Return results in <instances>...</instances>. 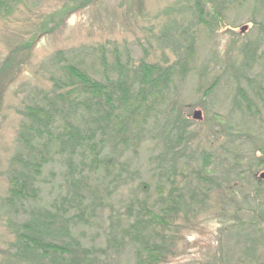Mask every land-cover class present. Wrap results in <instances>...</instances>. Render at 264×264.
Listing matches in <instances>:
<instances>
[{"label": "trees", "instance_id": "1", "mask_svg": "<svg viewBox=\"0 0 264 264\" xmlns=\"http://www.w3.org/2000/svg\"><path fill=\"white\" fill-rule=\"evenodd\" d=\"M13 1L0 0V17L11 16L10 3ZM226 3L225 0H188L185 11L198 19L200 25H208L212 30L207 19L220 23ZM207 4L211 7L207 8ZM178 5L166 8L165 16L182 13L185 7ZM176 22L173 21L174 26ZM48 26L45 23L39 27L31 41L42 33L52 32ZM167 33L165 38H171ZM240 36L241 39L247 37L244 31ZM183 40L185 44L173 37L169 40L176 60L166 65L144 60L134 65L129 55L123 63L116 46L113 54L117 74L113 78L106 58L108 47L103 45L100 47L106 70L103 80L95 79L84 68L71 63L66 52L56 53L54 64L63 63L61 70L66 78H52L53 95L46 93L44 103L33 102L25 107L22 114L27 119L18 135L22 149L9 166V196L4 200L7 213L25 214V218L8 220L7 226L12 229L15 240L6 251L9 256L6 264H114V255L118 256L130 245L135 251L134 264H170L179 254L176 247L184 240L182 231L194 225L195 215L202 211L198 206H206L213 193H225L217 201L223 207L222 213L225 210L230 214L225 205L232 202H229L231 195L224 191L223 182L227 185L236 183L243 190L249 184L252 194L245 196L253 204L252 215L246 219L234 214L224 228L226 240L233 241L223 243L222 249L231 250L233 254L222 255L223 264H231L232 256L237 254L236 264H264V181L257 174L264 168V141L256 137L251 128L236 129L229 119L214 115L210 118L212 127L221 128L216 135L223 134L227 141L213 152L200 142L193 145L199 134L188 129L194 123L180 114L175 103L169 106L167 113L168 94L176 87L178 79L188 76L195 68L197 48L194 39L188 34ZM247 41L239 49L243 65L232 71L239 95L238 100H234L232 112L262 124L258 106H264V87L249 82L245 89L241 84L243 78L251 79L248 71L258 64L261 38ZM13 55L0 70L1 97V87L8 81L1 76L12 66ZM216 81L203 88L206 98L220 87ZM151 118L155 121L154 127L145 129ZM144 132L152 135L158 146V153L153 155L158 170L156 195L151 193L150 184L141 183L146 197L129 203L128 227L117 228L119 235L116 230L106 234V246L88 247L75 231L81 223L89 224L91 213L97 215L105 204L106 197L100 199V189L93 182L95 175L104 173L113 184L123 182L124 176L130 173L128 165L119 162V156L129 149L138 153ZM241 145L251 148L250 161V156L244 157L237 150ZM229 152L228 168L217 176L216 167L222 165L224 155ZM58 155L66 165L65 189L58 198L44 204L38 181L44 168Z\"/></svg>", "mask_w": 264, "mask_h": 264}, {"label": "rangeland", "instance_id": "2", "mask_svg": "<svg viewBox=\"0 0 264 264\" xmlns=\"http://www.w3.org/2000/svg\"><path fill=\"white\" fill-rule=\"evenodd\" d=\"M225 1L226 9L221 22L207 19L208 24L213 27L212 30L208 25H200L198 19L190 15L189 11H185L188 0H14L10 3L11 16L0 17V70L14 53L12 66L1 76L3 80L8 81L5 82V87H1L3 94L0 96V264H6L9 257L6 251L15 240L12 229L7 226L8 220L21 221L25 218V214L15 216L13 213H7L4 201L9 196L10 162L22 149L18 135L27 119L22 112L33 102L44 103L43 96L46 93L53 95L52 78H66V74L61 70L63 63L54 64L55 55L59 51L66 52L71 63L84 68L95 79L103 80L106 71L100 51L103 45L108 47L106 58L109 74L113 78L117 74L116 57L113 54L116 46L120 49L123 63L129 55L134 65H138L142 60L166 65L176 60L172 51L173 45L169 40L173 37L185 44L183 39L189 34L197 48L195 68L188 76L178 79L176 87L168 94L165 104L167 113L169 106L175 103L180 109V114L190 118L195 124L188 127L199 134L193 145L200 142L203 147L213 152L221 149L227 141L223 134L216 135V131L221 128L212 127L210 118L214 115L229 119L236 129L251 128L255 136L264 141L263 105L258 106L262 124L252 119H244L239 112H232L234 100L239 98L233 72L243 65V56L239 49L249 39L261 38L258 48L259 60L258 64L252 65L248 71L251 79L245 77L241 84L245 89H248L246 85L249 82L264 87V0ZM85 2L87 4L83 6ZM176 4H179V8L185 7L182 13L165 16L166 8L176 7ZM210 7L211 4H207V8ZM175 20L176 26L173 24ZM45 23H48V27L53 31L40 34L32 42L36 31ZM242 31L247 35L245 39H241ZM166 33L171 38H165ZM82 48L85 49L84 52H79ZM215 81L220 83V87L206 98L203 88ZM197 110L203 114L201 121L192 118ZM154 123L151 118L144 128L150 129L154 127ZM59 124L60 122L57 126ZM142 138L144 139L137 148L138 153L129 149L120 156L117 154L119 162L126 163L130 173L129 176H124L123 182L113 184L112 179L105 178L104 173L95 175L93 182L100 189V199L106 197L105 204L97 215L91 213L93 215L88 216L89 224L81 223L75 231L77 237L88 247H104L106 234L116 230L119 235L120 227H128L130 220L126 212L129 203L134 199L141 200L146 197L141 183L150 184L151 193L156 195L158 170L153 155L158 153V146L152 135L144 132ZM237 150L244 157L250 156L251 148L248 145H243ZM229 154L230 152L225 154V161L216 167L217 176H221L228 168ZM54 159L44 168L38 181L44 204L53 201L65 189L63 174L66 165L62 156H55ZM250 159L251 156L249 161ZM262 172L264 168L257 174ZM222 186L226 194L231 195L229 202H232H226L225 205L230 214L225 213V210L222 213L223 207L217 201L225 193H213V196L206 200L205 208L202 204L198 206L202 211L195 215L194 225L182 231L184 240L178 242L176 247L179 254L171 259L170 264H223L222 255L233 254L231 250L222 249L223 243L227 241L223 230L232 215L237 214L246 219L252 215L250 208L253 204L245 196L251 193V186L248 184L244 190L233 182L230 185L223 182ZM231 241L233 240L226 243ZM237 256L238 254L232 256L231 264H236ZM114 258V264H134V248L130 245L126 251H122L118 256L114 255Z\"/></svg>", "mask_w": 264, "mask_h": 264}, {"label": "water", "instance_id": "3", "mask_svg": "<svg viewBox=\"0 0 264 264\" xmlns=\"http://www.w3.org/2000/svg\"><path fill=\"white\" fill-rule=\"evenodd\" d=\"M192 118L196 121H201L203 119V114L201 111L197 110L193 113ZM259 179L264 181V172H262L261 174H259Z\"/></svg>", "mask_w": 264, "mask_h": 264}]
</instances>
